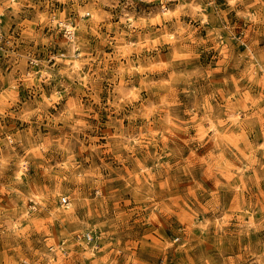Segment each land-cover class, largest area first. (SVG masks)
Listing matches in <instances>:
<instances>
[{
  "label": "clouds",
  "instance_id": "obj_1",
  "mask_svg": "<svg viewBox=\"0 0 264 264\" xmlns=\"http://www.w3.org/2000/svg\"><path fill=\"white\" fill-rule=\"evenodd\" d=\"M43 2L45 12L40 13L39 4L34 3L33 0H0V16H4L10 9V15L19 18L22 10L31 8L37 13V22H43L50 28L57 29L54 35L60 30L73 34L68 37L70 43H60L61 48L67 49L65 53L49 56L50 60L55 61L51 68L47 60L39 61L38 63L43 64V70L39 73L33 72L26 78L23 75L25 62L19 59L13 73L19 69L20 75L13 78V73H10L8 76L10 88L0 93V120L13 114L9 112V109L18 108L20 121L31 125L32 118L35 117L36 123L41 124L44 117H48L50 129L47 137L39 134L34 136L33 129L30 127L26 134L5 133L3 138H0V146H2L0 147V197L15 194V197L24 201L25 204L29 200L34 204V207L23 210L14 208L11 216H8L5 209L0 207V218H2L0 238H3L9 247L20 248L23 242L25 251L35 253L34 262L22 256L23 264H61L65 260L69 264H76L77 260L80 264H83L84 260H92L93 264H117L116 260H108V256L112 253L106 255L102 262L96 253L104 249L98 245L89 247L90 238L85 236L86 232L95 231L97 228L102 229L105 225L111 227L113 232H125L128 226L116 216V210L107 207L108 200L115 199L118 203H124L127 197V206H131L135 201L137 211L150 213L148 216L150 223L167 228L174 215L172 206L178 203L175 198L178 186L191 184L196 180L197 175L207 176L208 179L213 178L204 167V164H208L209 161L206 159L203 163H198L197 151L207 150L211 146L212 152L215 153L213 159L219 162L225 161L226 153L239 159L244 155V149L240 147V144L243 143L245 148L250 147L247 133L254 129L257 121H259V136L264 137V119H261L264 108L257 110L256 105L253 104L250 109L245 108L240 111L224 113L221 111L222 106L214 110L210 103L217 96L214 90L209 95L201 92L202 102L197 100L192 103L189 100V103H182L175 93L170 98L160 99L158 102L152 99L145 100L140 95V88L132 87L128 91H122L117 83V79L125 72L130 78L137 72L146 78L147 72L170 70L176 60L188 58L181 56L174 57L168 64H160L153 68L133 67L131 62L127 66L121 64L120 67L113 69V79L109 82L112 92L107 103H101L97 83L103 77L98 76L97 72L90 67L96 63V60L89 54L83 36L87 31L86 25L91 26L95 31L103 22L110 20L114 10L120 7V0H56V3L65 7L63 10H58V13L51 14L48 12V6L52 5L53 0H43ZM143 2L154 3L155 0H143ZM169 3H172V0H160L161 11L151 21L153 25L157 23L161 25L163 35L149 47V51L161 42H165L172 46L174 51H186L190 57L195 56L192 49L205 43L203 40L195 39V33L199 28L211 25L212 31L209 33V38L213 39L215 48L229 50V54L221 61V67L208 70L206 73L198 70L200 77L208 82V78L214 72H226L229 61H234V67L237 70L242 63L248 66L240 80L248 77L250 73L256 77L258 72V78L264 81V49L259 47V38L264 37V0H224L223 8L217 5L216 0H182L174 10L167 7ZM105 8L111 11H105ZM209 8L212 9L211 12H208ZM69 10L76 12L75 20H66ZM181 15H186L191 21L198 22L199 28H193L190 24L181 26L179 24ZM165 21L176 22L170 34L164 27ZM217 21L220 22L219 26H216ZM121 23L132 26L136 22L125 11L124 16L121 17ZM237 29H241L244 37L239 39L238 43L245 44L248 49L239 54L234 52L231 45V40L236 38ZM224 30L228 33L227 41L220 36V32ZM76 32H80V36H75ZM12 43L13 41L9 40L10 46ZM44 44H49V40H44ZM15 55L14 52L6 53V56ZM120 55L121 50L118 49L115 57L117 61L120 60ZM157 55H160L158 49ZM195 58L199 59L198 56ZM33 59H35L34 56ZM125 59H127L126 54ZM57 65L60 66L58 71L55 70ZM86 66H88L87 72ZM97 71H103V69ZM57 77L60 78L59 86L63 88V93L51 86V82ZM5 79V75L0 73V82ZM20 82L26 84L33 96L43 93L41 83L49 85L51 95L42 96L39 101H21L17 94V85ZM176 82L175 79L165 82L164 87H170ZM188 82L185 80V83ZM255 82L256 79H249V84ZM228 83L229 78H225L223 84ZM236 84L239 86L240 81L237 80ZM81 86L87 89L90 96L87 105L80 95ZM73 91L76 92L75 97L71 95ZM184 95L191 97L192 93L185 88ZM235 95L236 93H233L228 99L233 100ZM65 98L69 106L64 107L63 110L57 109L58 115L52 116L48 109L57 108V105H60L61 100ZM33 105L37 106L33 107ZM201 109L202 114L197 115ZM101 110L108 113L107 128H101L98 123L90 122L99 121ZM249 111L251 115L248 114ZM51 129H56L59 133L58 138L52 136ZM190 129H196L197 134L190 135ZM2 130L0 125V131ZM222 132H228L231 139H225ZM101 135L107 140V144L98 143ZM210 141L213 142L211 145H209ZM14 144L22 150L23 155L17 153L16 148L13 147ZM85 144L88 146L85 147ZM186 150L191 151L188 161L184 159ZM257 151L264 152V143H260L250 156L246 157L254 164H260L259 159L255 157ZM86 152L89 155L87 161H84L83 154ZM50 153L51 155H48ZM77 154L81 156L80 161L76 159ZM57 155L64 157V162L53 166L50 160ZM165 157L169 159L165 160ZM97 159L99 163H96ZM30 165H36L43 170L42 182L55 174L58 179L68 180L74 184L78 194L69 200L59 191L53 193L47 189L42 190L31 182L25 186ZM251 166L250 163L245 168L238 169L236 174L242 176ZM214 167L217 171L219 170V164ZM116 181L123 182L121 187L118 190L112 189L107 196L102 195L101 189L113 185ZM221 187L223 185L217 179L212 190L213 198ZM22 188L25 190L22 191ZM88 188L95 189L93 199H84L79 194ZM192 191L193 193L205 192L208 189L203 187L201 180L194 185ZM240 191H243L242 187ZM170 197L172 199H169ZM55 198L60 199L62 206L52 212L51 219L47 221L49 227L43 231L38 228L33 229L31 224L27 228L24 227L22 221L27 222L30 216L46 214L49 206L54 205ZM183 198L189 199L190 194L185 192ZM64 201L68 202L64 203ZM140 205L144 207L140 208ZM93 206H95V216L102 220V223H97L95 226L87 223L91 218ZM83 209H89V213L84 219H80L76 213L77 210ZM20 211L24 212L23 216L19 215ZM56 220L60 221L63 229L60 237L52 235ZM231 220L232 217L224 216L222 220L215 222L218 234H226L225 228ZM66 223L67 227H65ZM212 223L211 220L207 221L202 226V231ZM262 228L264 223L257 225L251 218L245 222L241 217L240 227L231 235L237 249L231 264H264V238L252 240L253 234L259 237ZM33 232L36 234L35 243L42 245L39 251L33 248V240L30 239ZM109 235L110 233L102 232L97 239L102 240ZM54 240H62V243L56 244ZM178 245H180L179 248ZM108 247L119 249L115 252L116 256L124 254L127 259H132L128 256L131 249L120 247L119 242L115 245L106 244L105 248ZM185 250L196 253L195 259L190 258L191 264H197L198 260L201 264H208L204 255L199 253L191 243L185 241L181 245L179 236L159 239L154 249L157 254L153 259L159 260L160 264H168L171 252Z\"/></svg>",
  "mask_w": 264,
  "mask_h": 264
},
{
  "label": "rangeland",
  "instance_id": "obj_2",
  "mask_svg": "<svg viewBox=\"0 0 264 264\" xmlns=\"http://www.w3.org/2000/svg\"><path fill=\"white\" fill-rule=\"evenodd\" d=\"M33 2L39 4L40 13L45 12L43 0H33ZM179 2H182V0H172V3H169L167 7L174 10ZM216 2L221 8L224 7V0H216ZM64 7L56 3V0H53L52 5L48 6V12L49 14L52 12L58 13V10H63ZM81 7L83 8V5ZM104 10L111 11L107 8ZM125 11L136 22L134 25L129 26V24L121 23V17L124 16ZM160 11V0H155L154 3H146L143 0H120V7L114 10L110 20L103 22L95 31H93L91 26H85L87 31L83 39L86 41L89 54L96 60V63L90 67L93 71L97 72L98 76L103 77L97 83L101 103H107L112 92L109 82L113 79V69L120 67L121 64L127 66L131 62L133 67L153 68L160 64H168L173 61L174 57L181 56L188 58L176 60L170 70L147 72L145 73L146 78L142 77L138 72L133 73L130 78L125 72L122 77L117 79V83L122 91H128L132 87L140 88V95L145 100L152 99L158 102L160 99L170 98L175 93L182 103H189V100L192 103H195L197 100L202 102L203 97L200 93L204 92L205 95H209L214 90L217 92V96L210 101L214 110L222 106L221 111L227 113L230 111H240L245 108L250 109V106L253 104L256 105L257 110L264 108V81L258 78L259 73L257 72L256 77H253L250 73L248 77L240 80V77L248 69L246 63H242L240 69L237 70L234 67V61H229L226 72H214L208 78V82L198 74V70L199 72L206 73L208 70L221 67V61L229 54V50H217L215 48L213 39L209 38V33L212 31L211 25L199 28L198 22L191 21L190 17L186 15L179 17V24L181 26L183 24H190L193 28H199L194 38L205 41V43L197 45L192 49L195 56L190 57L186 51H174L173 47L165 42H161L156 45V48L149 51V47L163 35L161 25L159 23L155 25L151 23ZM211 11L212 9L209 8L208 12ZM10 12L11 10L9 9L4 16H0V73H3L6 77L4 81L0 82V93L10 88L8 76L10 73H13V69L16 67L19 59H23L25 62L23 75L26 78L30 77L33 72L39 73L43 70V64L38 63L39 61L47 60L49 68H51L55 64V61L50 60L49 56L65 53L67 49L61 48L60 43H70L71 41L68 37L73 35L66 33L64 30H60L58 34L54 35V33H57V29H52L43 22H37V13L34 9L26 8L22 10L19 18L12 17ZM76 17V12L69 10L66 20H75ZM163 23L170 34L174 30L173 24L176 22L165 21ZM219 24L220 22L217 21L216 26H219ZM74 35L80 36V32H76ZM220 36L226 41L228 40L226 30L221 31ZM235 37V39L231 40L234 52L238 54L246 52L248 49L245 44L238 43L239 39L244 38L241 29L236 30ZM259 39V47L264 49V37H260ZM9 40L13 41L11 46L9 45ZM44 40H49V44L45 45ZM118 49L121 50L119 61L115 59ZM157 49L160 53L159 56L157 55ZM12 52L16 55L6 56V53ZM125 54L127 55V59H125ZM33 56L35 59H33ZM197 56L199 59L195 58ZM59 67L57 65L55 70L58 71ZM98 69H103V71H97ZM87 70L88 66L85 67L86 72ZM19 75L20 71L17 69L13 73V78H17ZM225 78H229L227 85L223 84ZM173 79L177 82L165 88V82L173 81ZM249 79H256V82L249 84ZM59 80L60 78L57 77L56 80L51 82V86L56 87L57 91L63 93V88L59 86ZM185 80L189 82L185 83ZM237 80L240 81L239 86L236 84ZM148 86H150V90H148ZM41 88H43V93H37L33 96L26 84L20 82L17 85V94L20 100L25 102L29 100L39 101L42 99V96L51 95V87L49 85L41 83ZM185 88L189 89L190 93H192L191 97L184 95ZM233 93H236L235 97L233 100H229L228 97L232 96ZM71 95L75 97L76 92L73 91ZM80 95L85 105H87L90 96L87 89H84L83 86L80 88ZM36 106L33 105V107ZM68 106V100L65 98L61 100L57 108H49L48 112L52 116H56L58 115L57 109L63 110L64 107ZM72 106L74 107V105ZM202 111L201 109V112H198L197 115H201ZM9 112L13 114L0 120V125L3 128L0 131V138H3L5 133L14 134L19 132L26 134L30 127L33 129L32 134L34 136L39 134L40 136L47 137L49 135L48 117H44L41 124H37L36 118L33 117V123L29 125L28 122H22L18 118V108L9 109ZM248 114L251 115V111ZM261 119H264V115L261 116ZM90 122L98 123L101 128H107V111L101 110L99 121L93 120ZM58 127H63V125H58ZM51 134L56 138L59 136L56 129H51ZM196 134V129H190V135L194 136ZM247 135L250 147L245 148L243 143L240 144V147L244 149V155L240 156L239 159H235L230 153H226L225 161L219 162L213 159L215 153L212 152L211 146L207 150L200 149L197 151L198 163H203L207 159L209 163L204 164V167L213 178L208 179L207 176L201 177L197 175L196 180L191 184H185L182 187L178 186L175 194L178 203L176 206H172L174 215L171 217V224L167 228H162L159 224L150 223L148 221L150 213L137 211L135 201H133L131 206H127V197L124 203H118L115 199H109L107 207L116 210V216L128 227L123 233L119 231L113 232L112 228L108 225H105L102 229L97 228L95 231L86 232V238H90L91 241L89 247L98 245L104 249V251L96 253L102 262L106 255L112 253V255L108 256V260H116L117 264H146V262L147 264H160L159 260L153 259L157 254L154 251L157 241L161 238L179 236L181 245L185 241L191 243L197 248L199 253L204 255L208 264H231L232 257L237 252L231 235L240 227L241 217H243V221L245 222L251 218L257 225L264 223V167H261V165H264V152H255V157L259 159L260 164H254L250 159L246 158L250 156L260 143H264V137L259 136V121H257L254 129L248 132ZM222 136L225 139H231V135L228 132H222ZM98 143L107 144V140L101 135ZM212 143L210 141L209 145ZM87 146L85 144V147ZM13 147L16 148L18 154L23 155L22 150L17 145L14 144ZM48 155H51V153ZM88 155L89 153L87 152L83 154L84 161H87ZM190 157L191 151L186 150L184 152V159L188 161ZM76 159L80 161L81 156L77 154ZM168 159V157H165V160ZM62 162H64V157L59 155L50 160L53 166ZM96 163H99V159H97ZM250 163L252 164L251 168L242 176L236 174L238 169L245 168ZM216 164H219L218 171L214 167ZM42 173L43 170L40 167L30 165L27 177L25 178V186L31 182L42 190L47 189L53 193L59 191L62 196H67L69 200L78 194V190L74 184L68 180L58 179L55 174L42 182ZM217 179H219L223 187L219 189V192L213 198L212 190L215 187ZM201 180L203 187L208 189V191H196L193 193L194 185L201 182ZM122 183V181H116L113 185L106 186L101 189L102 195L107 196L112 189L118 190ZM241 187L243 191H240ZM21 190L23 191L25 188ZM185 192L190 194V198L187 200L183 198ZM79 194L84 199H93L95 197V189L88 188ZM169 199H172V197ZM13 201H15L14 204ZM61 206L62 202L60 199L55 198L54 205L49 206V211L46 214L30 216L27 222L22 221V223L25 228L31 224L33 229L38 228L43 231L49 227L47 221L51 219L52 212ZM0 207L5 209L8 216H11L14 208L23 210L34 207V204L31 200L25 204L24 201L17 199L15 194H11L0 197ZM143 207L144 205H140V208ZM94 208L95 206H93V210L91 211V218L87 221L88 224L93 226L97 223H102V220L95 216ZM88 213L89 209H83L77 210L76 215L80 219H84ZM19 215L23 216L24 212L20 211ZM224 216H230L232 220L225 228L226 234H218L215 222L222 220ZM209 220L213 223L206 230L202 231V226ZM0 222H2V218H0ZM67 226L66 223L65 227ZM62 232L63 229L61 228L60 221H54L52 235L60 237ZM102 232L110 233V235L104 237L102 240H98L97 237H100ZM258 238H264V228L261 229L259 237L256 234L252 235L253 241ZM30 239L33 240L34 249L37 251L42 249L41 244L35 243V232H33ZM117 242H119L120 247L131 249L128 252V256L132 257L131 260L127 259L124 254L116 256L115 252L119 249L113 247L105 248L106 244L115 245ZM54 243H62V240H54ZM24 247L23 242L20 248L9 247L5 240L0 238V264H23L22 256L34 262L36 259L35 253L25 251ZM177 247L179 248L180 245ZM77 251H79V248H77ZM195 257L196 253H191L187 250L171 252L168 257V264H191V259H195ZM61 264H69V262L65 260ZM76 264H80V261L77 260ZM83 264H93V261L84 260ZM197 264H201V262L198 260Z\"/></svg>",
  "mask_w": 264,
  "mask_h": 264
},
{
  "label": "built area",
  "instance_id": "obj_3",
  "mask_svg": "<svg viewBox=\"0 0 264 264\" xmlns=\"http://www.w3.org/2000/svg\"><path fill=\"white\" fill-rule=\"evenodd\" d=\"M68 201H64V203H67Z\"/></svg>",
  "mask_w": 264,
  "mask_h": 264
}]
</instances>
